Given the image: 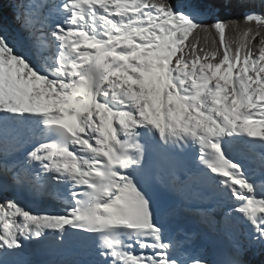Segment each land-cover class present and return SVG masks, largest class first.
<instances>
[{
  "label": "snow or ice",
  "instance_id": "1",
  "mask_svg": "<svg viewBox=\"0 0 264 264\" xmlns=\"http://www.w3.org/2000/svg\"><path fill=\"white\" fill-rule=\"evenodd\" d=\"M205 2L0 0V264L264 250V0L210 23Z\"/></svg>",
  "mask_w": 264,
  "mask_h": 264
},
{
  "label": "trees",
  "instance_id": "2",
  "mask_svg": "<svg viewBox=\"0 0 264 264\" xmlns=\"http://www.w3.org/2000/svg\"><path fill=\"white\" fill-rule=\"evenodd\" d=\"M199 7L201 8V10L219 9L218 14H211L209 20L204 21L205 23H210L211 20H214L216 18H219L221 20H230L234 18L238 19L243 15L245 11V9L240 7L238 4L232 3L226 5L222 2H219V0H206V2L200 4ZM257 10H259L258 0ZM9 18H11V9L7 4H5L4 27L9 26ZM254 251L255 250L249 252V254L246 255L245 259L248 260L250 264H264V250H261L259 254H254Z\"/></svg>",
  "mask_w": 264,
  "mask_h": 264
},
{
  "label": "rangeland",
  "instance_id": "3",
  "mask_svg": "<svg viewBox=\"0 0 264 264\" xmlns=\"http://www.w3.org/2000/svg\"><path fill=\"white\" fill-rule=\"evenodd\" d=\"M9 22H10V26H7L5 29H6V33L9 35V39H12L13 37H17V31H16L15 24H13V22L11 21V18H10ZM26 203H29L31 205V207L33 208V210H36L39 207L40 208H49V209H57V208L59 209L58 206H56L54 204L51 205V204H48V203H45V202H44V204H42L39 201H26ZM214 243H215V241H213V240L210 241V245H211L212 249H213ZM196 245H197V242H195L194 246H193L194 252H204V253H207V254H211L212 253L211 249H207V248L206 249H204V248L201 249L200 247H197Z\"/></svg>",
  "mask_w": 264,
  "mask_h": 264
},
{
  "label": "bare ground",
  "instance_id": "4",
  "mask_svg": "<svg viewBox=\"0 0 264 264\" xmlns=\"http://www.w3.org/2000/svg\"><path fill=\"white\" fill-rule=\"evenodd\" d=\"M9 21H10V18H9ZM14 24V23H13ZM16 26V25H15ZM13 33V32H12ZM43 202H45V203H49V204H54V205H56V206H58L59 208L60 207H62V205H60V204H58V203H56L55 201H43ZM184 226H186V225H184ZM187 227V226H186ZM210 241H211V239H208L207 237H204V236H199L198 235V237H197V239L195 240V242H197V247H200L201 249H211L212 250V252H213V250H214V246H215V243H214V246H213V249L211 248V245H210ZM194 242V243H195ZM249 254V253H248ZM39 258H43V257H41L40 255H39Z\"/></svg>",
  "mask_w": 264,
  "mask_h": 264
},
{
  "label": "water",
  "instance_id": "5",
  "mask_svg": "<svg viewBox=\"0 0 264 264\" xmlns=\"http://www.w3.org/2000/svg\"><path fill=\"white\" fill-rule=\"evenodd\" d=\"M6 28V27H5Z\"/></svg>",
  "mask_w": 264,
  "mask_h": 264
}]
</instances>
